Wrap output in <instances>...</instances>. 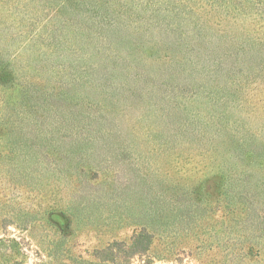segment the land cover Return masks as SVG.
<instances>
[{
    "label": "trees",
    "instance_id": "1",
    "mask_svg": "<svg viewBox=\"0 0 264 264\" xmlns=\"http://www.w3.org/2000/svg\"><path fill=\"white\" fill-rule=\"evenodd\" d=\"M3 1L0 0V4ZM14 1L17 9L24 3L23 0ZM90 1L88 10H79L81 18L78 21L66 20V5L55 10L43 30L36 31L39 20L23 6L19 11L11 10V0H5L3 5L8 10L0 9V141L16 137L25 139L19 147L34 157L43 155L48 159L51 167L45 165L44 170L53 171V175L63 170L58 159L49 161L47 151L50 149L66 157L71 166L78 165L77 159L84 160L83 165L90 163L98 168L99 165L115 166L116 162L122 161L125 170L130 169L139 177L144 167L147 173L143 175L145 182H155L163 176L158 172L157 160L149 152L156 155L177 152V164H190L200 158L204 162L212 160V170L218 173L214 179L224 198L223 202L217 201L216 208H221V216L232 221L230 216L236 218V214L239 219L246 214L254 231L256 226L260 231L264 230L261 197L252 202L251 193L234 188L233 183L240 182V178L236 181L235 169L227 168L221 162L229 150L218 148L221 144L227 148L229 144L244 142L228 123L224 110L230 109V103H234L232 109L251 108L245 113L250 118H256L263 107L259 105H264V98L260 99L264 93L247 88L252 83L264 84V0H152L149 9L128 7L130 5L124 0ZM128 25L135 33L144 35L157 30L155 41L159 50L139 48L148 65L140 67L134 61L137 59L132 60L130 69L129 65L121 67L127 70L121 74L125 77L122 79L114 72L128 60L115 48L112 38ZM86 52H92L91 59L96 62H92L91 68L100 69L104 73L102 78L91 81L87 69L78 70L67 62L69 56L80 60ZM159 53L162 60L156 58ZM62 58L67 60L61 62ZM157 64L159 73L153 69ZM176 74L196 85L197 90L188 98L172 96L170 91L158 101L149 103V99L153 101L151 94L155 89L145 92L146 84H159L165 89L164 85L168 84L161 81ZM88 84L100 88L98 98L89 100L88 96L78 92ZM108 88L116 91L109 92ZM129 101L148 102L150 107L173 106L176 112L191 114L192 123L185 120L177 128V133L165 134L175 142L163 144L151 135L141 138L145 154L136 151V155H129V146L119 143L121 140L116 141L118 132L103 128L110 121L103 113L119 116L118 109ZM125 110L126 106L122 111ZM85 111H89L88 118L82 115L76 119V112L84 114ZM186 133H192L195 140L182 142L180 135ZM96 178L98 173L91 180ZM115 181V198H119L130 183L122 180L120 174L115 176ZM179 184H173L176 193L173 198L171 196L168 209L163 206L166 202H156L148 189L143 197L146 208L137 206L128 224L140 226V232L131 236L129 242L114 239L105 249L98 250V260L106 264H156L157 261L164 264L177 248H165L164 254L157 258L152 250L155 236L164 240L174 238L181 246V252L193 255V250L186 251L190 246H182L185 242L182 244L181 240L189 237L185 232L187 226H184L190 225L193 217H200L201 206L196 201L194 205L188 194L180 192L181 189H177ZM198 198H202V193ZM117 202L115 199L114 204ZM248 212L257 218L253 220ZM236 222L240 225L241 221ZM120 223H125V219L120 218L119 224L110 225V231L121 228ZM2 224L7 234L6 238H0V264H24V255L21 256L20 252L26 251L21 243L25 237L9 228L14 226L15 230L27 233L32 221L6 216ZM239 232L237 253L232 252L230 257L232 260L238 257L245 264L251 256L259 253L245 246L253 232L250 235ZM176 257L175 262L181 263V256L177 254ZM41 260L44 259L41 257Z\"/></svg>",
    "mask_w": 264,
    "mask_h": 264
},
{
    "label": "rangeland",
    "instance_id": "2",
    "mask_svg": "<svg viewBox=\"0 0 264 264\" xmlns=\"http://www.w3.org/2000/svg\"><path fill=\"white\" fill-rule=\"evenodd\" d=\"M23 1L24 3H21L20 8L17 9L18 5L14 0H11V10L19 11L22 9L21 6L29 10L31 16L39 20L36 31L43 30V27L56 13L55 10L66 7V5L64 13L66 20L78 21L81 18L79 10H88V3L91 2L90 0H71L68 3H66L67 0ZM124 2L130 5L128 7L144 6L149 9L151 8L149 2L152 0H124ZM4 3L5 0L0 4L1 11L8 10L3 5ZM115 5L117 6V3ZM3 15L6 16L7 13ZM130 27L131 25L121 28L120 32L112 38L115 48L123 58L128 60V62H123L124 66L122 64L117 66L119 70L114 72L119 75L117 78L125 79L121 74L127 70L121 67L129 65L130 69L131 61L134 59H137L134 61L140 67L148 65L144 56L138 51L139 48L159 50V44L155 41L158 35L157 30H151L144 35L135 33ZM91 54L92 52H86L80 60L69 56L68 60L62 58L61 62L67 60L78 70L87 69L89 72L87 77L91 78V81L102 78L104 73L100 72V69L91 68L92 64L96 62L94 58L91 59ZM156 58L162 60V55L159 53ZM159 67V64L153 65L154 72L159 73ZM91 70L92 73H90ZM176 75L167 76L161 81V83L168 84V86L163 84L167 87L165 89L160 88L159 84L148 82L144 87L145 92L152 88L155 89V92L151 94L153 101L149 99L148 102L154 103L170 91L172 96L179 98L187 96L188 98L197 90L196 85L178 74ZM162 76H166V74H162ZM260 81L263 80L260 79ZM106 86L111 87V84L106 83ZM247 86L249 90L255 89L254 92L264 93V84L258 86V84L252 83ZM95 87L96 84H88L80 88L78 92L88 96L89 100H93L100 95V90H98L100 88L97 86L98 89H96ZM110 90L111 88L107 89L109 92ZM114 91H116L115 88L111 90V92ZM172 91L174 92L172 93ZM175 93L176 95H174ZM148 102H139V104L133 101L125 102L122 107L120 106L121 109H118L119 116H113L109 114L110 112L103 113L108 115L107 119L110 120L105 123L104 130L107 128L108 131L116 130L118 132L116 141L121 140L119 143L129 146V155H136V151L145 154V146L141 138L151 135L155 136L157 142L163 144L175 142V139L171 140L165 134L177 133V128L185 120L192 123L191 114L176 112L173 106H166V104L150 107ZM56 104L59 105V103ZM233 104V102L230 103V109L227 111L225 108L224 111L227 112L228 123L235 129V135L244 142L229 144L227 148L221 144L218 147L219 150H229L225 156L223 155L221 162L227 168L235 169L236 181L238 177L240 178V182L233 183L236 190L242 189V191L251 193L252 202H257L259 196L264 204V105H259L263 107L257 113L256 118H250L245 116V113L251 111V108L233 107L234 109H232L231 105ZM125 106L126 110L122 111ZM88 114L89 111H85L84 114L76 112V119L77 117L81 118L82 115L88 118ZM196 129H198L197 126ZM180 140L190 142L195 138L192 133H186L180 135ZM24 141L25 139L21 137L9 140L6 138L0 141V238H6L7 234L2 224L4 217L30 218L32 221L30 232L21 233L20 230H15L14 226L9 228L12 232L15 231L18 236L25 237V241L21 243L22 248H25L26 251L20 252L21 256L24 255V259H22L24 264H106L98 260V250L105 249L114 239L129 242L131 236L140 232V226L128 224L137 206L142 209L146 208L145 202H143L145 201L144 193L149 189L153 193L154 200L162 203L165 201L163 206L168 209L170 198L171 196L173 198L176 193V190L175 192L173 190L174 182L180 183L177 185V189H181L180 192H184V195L188 194L194 205L198 202L201 206L200 217H193L191 224L184 226H187L185 232L189 237L181 240L182 244L185 242V245L182 246H190L186 251L193 250V255L189 256V254L181 252V246L175 242L176 239L164 240L155 236L152 249L154 256L158 258L164 254L165 248L176 246L175 253L168 255L164 264H168V262L172 264H202L203 262L244 264L239 261L240 258L236 257L232 260L230 257L232 252L237 253L236 249L240 243L239 230H241L244 231V235H250L253 232V235L248 237V243L246 242L245 246L249 250L253 248L254 252L258 251L259 253L258 256H251L245 264H264V230L260 231L259 226H256L254 231L251 228V222L246 219V214L239 219L234 214L236 218L230 216L233 220L229 221L221 216V208H216L217 201L223 202L224 198L218 190L216 179H214L218 173L212 170V160L204 162L200 158L190 164H177L175 162L178 156L177 152H167L164 155L149 152L157 160L160 167L158 172L163 176H159L155 182H145L143 175L145 176L147 173L144 167L143 174L139 177V175L132 174L130 169L125 170L122 161L116 162L115 166L99 165L98 168L90 163L83 165L84 160L77 159L78 165L71 166L66 157L50 149L47 151L49 161L58 159L63 170L53 175V171L44 170L45 165L50 166L48 159H44L43 155L34 157L19 147ZM186 149L188 148L186 147ZM64 153L68 155L66 151ZM74 167H80V169ZM82 170L85 173H82ZM95 173H98V178L91 180ZM119 174L122 180L130 183V186L121 191L119 198H115L117 196L114 192L115 176ZM199 193H202V198H198ZM115 199L118 200L117 204H114ZM194 201L196 202L194 203ZM110 206L113 207L110 208ZM247 214L253 220L257 218L252 212ZM120 218L125 219V223H120L121 228L117 227L110 231L112 229L110 225L119 224ZM236 220L241 221L238 223L240 225H236ZM177 254L182 258L181 263L175 262ZM41 257L44 260H41ZM156 264H162V262L157 261Z\"/></svg>",
    "mask_w": 264,
    "mask_h": 264
}]
</instances>
